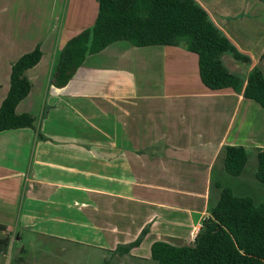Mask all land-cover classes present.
Masks as SVG:
<instances>
[{
	"label": "crops",
	"instance_id": "0c3cea01",
	"mask_svg": "<svg viewBox=\"0 0 264 264\" xmlns=\"http://www.w3.org/2000/svg\"><path fill=\"white\" fill-rule=\"evenodd\" d=\"M194 1L248 58L224 54L227 70L243 79L262 70L264 2ZM97 11L96 0H0V105L11 64L41 51L26 72L32 89L16 107L35 118L33 128L0 133V264H27L25 246L37 238L42 254L52 246L66 253L67 244L103 251L145 230L128 254L146 262L154 242L191 246L227 180L223 149H264V111L242 92L204 87L197 56L181 46L115 42L53 87L57 52Z\"/></svg>",
	"mask_w": 264,
	"mask_h": 264
},
{
	"label": "trees",
	"instance_id": "16d2710c",
	"mask_svg": "<svg viewBox=\"0 0 264 264\" xmlns=\"http://www.w3.org/2000/svg\"><path fill=\"white\" fill-rule=\"evenodd\" d=\"M94 24L69 39L57 52L51 77L55 88H63L87 56L97 54L115 42L133 47L181 46L197 56L200 82L210 91L232 89L255 102L264 111V75L258 68L242 78L227 70L224 54L248 63L230 41L212 24L194 0H96ZM264 2V0H259ZM264 57V51H263ZM41 59L36 46L10 67L9 89L0 105V133L33 128L35 118L17 114V105L32 89L26 72ZM223 170L239 177L247 163L243 147H225L220 154ZM219 156V157H220ZM255 179L264 185V149L256 153ZM216 204L208 209L191 246L154 242L150 259L155 264H264V202L238 196L225 186ZM146 231L133 242L118 246L113 254L122 256L138 247ZM107 264V263H105Z\"/></svg>",
	"mask_w": 264,
	"mask_h": 264
},
{
	"label": "rangeland",
	"instance_id": "374dc122",
	"mask_svg": "<svg viewBox=\"0 0 264 264\" xmlns=\"http://www.w3.org/2000/svg\"><path fill=\"white\" fill-rule=\"evenodd\" d=\"M67 2V0H66ZM70 8V3H66V8ZM249 11L246 7L241 9L240 13L242 18L246 17L247 19L250 18V15L247 16ZM1 18V17H0ZM236 20H240V18H237ZM263 57V56H261ZM226 63V61H225ZM228 63V62H227ZM241 67H245L244 64L236 63ZM259 66L262 69V73L264 75V62L259 61ZM241 75L243 70L240 71ZM239 75V74H238ZM247 152V163L245 165L243 173L239 177H232L228 174H226L227 180L225 182H222L223 186L230 188L234 194L238 196H249L251 197L256 203L264 202V185L258 183L255 179V172H256V166H257V160H256V153L257 150L255 149H248ZM219 162H222V157H219ZM219 194V192H218ZM215 198H213V195H211V203H214ZM86 232H81V238H84L85 240L93 241L92 238H86L85 235H87ZM87 237H90L87 235ZM50 240V239H49ZM52 242H57L50 240ZM46 249L45 243L43 239L37 238L34 240V247H27L25 246V249H27L28 253L26 255L27 264H155L153 261H141L137 258H134L130 256L129 254L126 255H116L113 254V251L116 249V247L111 248L112 250L105 249V250H98L92 246H87L85 244H82L81 246L78 245L76 247L70 248L69 245L65 246L67 249V252H60L61 247L52 246L49 249V253L42 254L40 253L43 249V246ZM19 249V244H15L14 248L11 251V258L14 259L15 254H18V251L16 249ZM44 249V250H45ZM12 264V263H11Z\"/></svg>",
	"mask_w": 264,
	"mask_h": 264
},
{
	"label": "built area",
	"instance_id": "2783aa9c",
	"mask_svg": "<svg viewBox=\"0 0 264 264\" xmlns=\"http://www.w3.org/2000/svg\"><path fill=\"white\" fill-rule=\"evenodd\" d=\"M195 235H196V234H195ZM195 235H192V236H191L192 241H194Z\"/></svg>",
	"mask_w": 264,
	"mask_h": 264
}]
</instances>
